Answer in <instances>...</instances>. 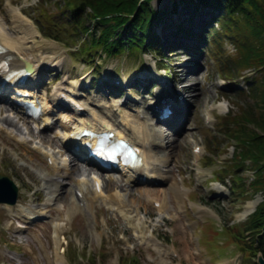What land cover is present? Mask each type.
<instances>
[{"label": "rangeland", "instance_id": "rangeland-1", "mask_svg": "<svg viewBox=\"0 0 264 264\" xmlns=\"http://www.w3.org/2000/svg\"><path fill=\"white\" fill-rule=\"evenodd\" d=\"M165 3L152 0L154 7ZM65 4V0H0V21L12 32L17 45L30 55L44 54L47 58L37 76L38 94L43 89L53 94L55 85L61 83L68 89L75 88L84 101L91 100L93 108L110 114L119 126L122 110L136 113L139 109L142 120L150 121L163 134L164 143L155 147L154 155L164 159L162 168L167 176L150 182L127 181L121 170H100L78 159L90 166L89 175L99 173L104 195L118 191L126 199L129 212L109 207L97 198L91 219L80 209L64 215L68 207L75 205L73 184L88 172L67 175L62 168L63 184L52 202L48 200L51 179H43L39 173L50 175L56 169L45 152H53L59 162L75 158L62 141L63 132L56 119L59 111L56 108L48 114L49 122L56 119L54 123L39 128L37 121L12 103L11 89H4L0 98V172L14 179L18 198L13 204L0 203V264H254L255 256L241 247L252 234L245 229L249 213L241 218L237 214L249 198H264V165L256 169L250 156L244 158L245 164L229 165L240 145L219 131L218 123L227 110L244 109L249 114L251 109L264 115V64L253 60L245 67L238 65L248 55L264 57L261 15L257 13V27L233 25L230 32L223 30L222 22H214L215 35L198 49L186 46L196 41L193 38L185 45L177 37L179 44L172 51L166 50L163 61H159L158 54L142 48L139 52L126 49L118 54H94L87 61L86 55L77 50L78 41L66 32L60 35L56 25L49 24L53 15L61 16L59 10ZM262 9L264 12V4ZM201 16L206 17L204 13ZM42 22L48 25L45 31L56 37L43 33ZM157 31L164 43L175 41L171 26H159ZM243 43H250V49H242ZM59 57L63 62L54 65ZM165 93L171 94L177 105L169 121L161 122L152 105ZM5 115L14 117L16 124L5 122ZM210 138H214L213 143ZM198 150L201 152L197 156ZM263 162L264 157L260 164ZM226 167L237 170L242 178L232 181L230 172L221 170ZM108 176L115 181L107 182ZM252 181L258 183V188L251 185ZM170 184L186 189L179 196ZM83 185L91 195L92 180ZM145 191L149 197L143 194ZM151 196L165 197L167 214L159 210ZM129 218L140 220L142 231L160 242H145L142 232L130 226ZM56 219L61 226L58 229ZM58 238L59 244L54 241Z\"/></svg>", "mask_w": 264, "mask_h": 264}, {"label": "trees", "instance_id": "trees-1", "mask_svg": "<svg viewBox=\"0 0 264 264\" xmlns=\"http://www.w3.org/2000/svg\"><path fill=\"white\" fill-rule=\"evenodd\" d=\"M65 1L67 6L65 4L59 10L61 16L53 15L49 24H55L56 29L61 32L60 35L66 32L72 39L78 41L77 50L86 55L87 61L91 60L94 54L101 55L103 52L118 54L126 49L130 51L138 49L139 52L140 48L158 54L159 61L166 60V50L172 51L179 43L177 41L164 43L162 37L158 35L159 26H171L174 29V39L180 37L182 44L186 45L185 41L193 38L196 41L186 46L188 49L189 47L198 49L210 35L211 37L215 35L214 22H222L223 30L230 32L233 25L237 28L242 24L244 28L257 27L260 24L257 13L264 21L262 9L264 0H166L162 7H154L152 0ZM202 13L206 17L202 18ZM66 16L67 19L64 18ZM87 19L92 22L87 24ZM44 24L47 23H41L43 33L56 37L55 33L45 31L44 26L48 25ZM198 27L201 29L197 30ZM259 33L255 32V35ZM242 46V49H250V43H243ZM253 60L264 64V57L248 55V58L245 57L238 63L239 68L249 65ZM223 71L230 74L227 68H223ZM250 122L253 123L252 126ZM218 124L221 126L219 131L228 134L240 145L238 146L240 148L231 155L232 161L229 165L245 164L244 158L250 156L259 170L264 165V162L260 164L264 157V132L255 129L257 126L254 124L264 131V115L261 112L257 115L251 109L249 114L244 109L240 112L227 110ZM213 140L214 138H210L211 143ZM227 168L221 170L229 171L232 181L238 182L237 179L242 178L237 170L230 171ZM218 175L223 178L222 174ZM250 183L254 188H258L256 185L258 183L254 181ZM245 229L252 234L241 247L247 249L253 256L258 250L264 254V198L246 218Z\"/></svg>", "mask_w": 264, "mask_h": 264}, {"label": "bare ground", "instance_id": "bare-ground-1", "mask_svg": "<svg viewBox=\"0 0 264 264\" xmlns=\"http://www.w3.org/2000/svg\"><path fill=\"white\" fill-rule=\"evenodd\" d=\"M16 39L13 38V34L11 31L7 30L0 21V89H6L8 88L13 82L17 79V72H11L13 69H17L20 67L25 66L26 62L29 61L30 65L32 67L28 79L24 82L25 86H30V84H33L32 87H35L34 85H37L36 81H38L37 76L39 71H42V66L45 62H47V58L43 57L44 54L39 55L38 53L34 55H30L28 52L24 51L19 45L16 43ZM63 62L62 57L58 58V61L54 63V65L60 66ZM5 79L4 82L2 80ZM29 82V83H28ZM31 82V83H30ZM3 83V84H2ZM38 87V86H37ZM36 87V88H37ZM24 87L21 89L22 91H25ZM27 89L30 93H32L33 97L35 94L39 95L41 99L42 105V113L38 118H33L35 121H37V126L39 128H46L50 124L54 123L56 119H58V124L61 127L62 130V141L68 143L72 140V136L70 135V132H74L76 130L82 129L84 126H90L95 129H106V128H113L116 131L117 136H126L133 142H135L137 145L140 146L141 152H142V163L134 164L131 167H124L122 165H119V168L122 172L126 174L127 181H146L150 182L154 180H160L163 179L164 176H167L165 173V169L162 168V164H164V159H160L159 157H156L154 155L155 147L163 144V134L161 131H158V129H154L149 122L142 120L144 117L142 116V113L139 109H137L136 113L127 112L125 110H122L121 112V118L119 122H121V125L119 126L118 123H116L114 120L111 119L110 114H107L104 111H98L96 108H93L91 106V100L87 99L84 101L78 94L75 88L68 89L66 88L62 83L60 85H55L53 91V94H47L48 89H43L41 94H38L34 88ZM6 90H4L5 92ZM0 98L3 94V91H0ZM12 92V91H11ZM165 100H170L173 103V114L176 110L177 101L172 100L171 94L165 93ZM12 103H14L15 106H18L19 108H22L17 105L16 99L19 97L14 96V94L10 95ZM48 97V100H47ZM18 101H23L22 99H18ZM89 103V105H88ZM94 103V102H93ZM163 101H158L157 104H162ZM179 104L182 103V101L178 102ZM96 104V103H95ZM159 106V105H158ZM153 109L155 110V104L152 105ZM151 107V108H152ZM59 111L58 117L56 119H53L49 122L48 120V114L56 109ZM48 112V113H47ZM11 116V115H10ZM9 115L4 116L5 122L9 124H16L12 117ZM143 117V118H142ZM150 118V117H149ZM111 119V120H110ZM7 120H11L12 122H9ZM166 121H169V117L166 118ZM162 122V121H161ZM153 125V124H152ZM64 139V140H63ZM96 138H94L93 141H95ZM79 143H82L79 141ZM65 147V143L63 144ZM67 147V146H66ZM65 147V149H67ZM86 146H83V150ZM83 150L75 149L77 151V156L75 155V158L70 160V162L61 161L59 162L56 159V156L53 152L46 151L45 156L46 158L50 159V165L55 167L56 171L50 173V175L45 173H39L40 176L43 179H51V186L52 189L50 191V195L48 197V200L52 202V200L55 198V191H57L60 186L63 184L64 179V172L61 171L62 168H65L67 170V175H73L74 172L79 171L81 174L84 172H88V175H85L83 177H79L76 179L75 183L72 186V192L74 189L75 193H73L75 205L74 207H68L66 211L64 212V215H69L70 213L74 212V209H80L82 210L88 219H91L94 215L93 211V201L97 198L103 200L109 207H116L118 210L122 212L128 211L129 204L125 201L126 199L122 198L118 193H112L107 191V193L104 195L105 192L103 190V186L100 185L99 176L97 173L92 172L94 175H89L91 170L89 169L90 166L84 165L79 162L78 159H86V161L90 160L89 157H87V154L83 152ZM199 151V152H198ZM195 155L198 156V154L201 152V150H198ZM93 163V162H92ZM69 164V165H68ZM79 166V168H77ZM167 171V170H166ZM45 175H48L45 177ZM92 180L93 189L92 194L89 195L87 190L84 188L85 183H87V180ZM107 182L115 181V179L112 176H108L106 179ZM170 187H172L174 190L177 191V194L181 196V194L186 189L185 187H181L179 185H173L170 184ZM185 188V189H184ZM149 189V188H148ZM144 190V189H142ZM140 191L141 193L144 191ZM151 193V192H150ZM146 197H149L147 195L148 192L145 191L143 193ZM152 201L155 203H158L159 210L166 209V203H165V197L157 198V197H150ZM161 199V200H160ZM164 200V201H163ZM259 201V196L256 195L252 198H249L245 202V207L241 212L237 214L238 217H244L248 213H250L256 204ZM134 205V204H132ZM59 206H61L59 204ZM135 206V205H134ZM180 209L183 208V204L179 202ZM201 209L206 210V207L199 206ZM133 208V207H132ZM131 208V209H132ZM130 209V210H131ZM134 209V208H133ZM138 209V206L135 207V210ZM124 212V213H125ZM129 212V211H128ZM166 213V212H165ZM167 214V213H166ZM126 217V216H125ZM158 219V218H157ZM140 222V220H138ZM55 226H57V229L61 226L59 225V219H56ZM128 222L131 224L133 228H137L142 232V238L145 242L149 243L153 240L156 244H158L160 241L157 240L155 236L147 235L144 231H142V225H139V222L134 221V219L129 218ZM23 225H26L23 223ZM139 227V228H138ZM57 244L60 243L59 238L54 240ZM161 251L162 249L159 248ZM163 252V251H162ZM221 264V263H219Z\"/></svg>", "mask_w": 264, "mask_h": 264}, {"label": "water", "instance_id": "water-1", "mask_svg": "<svg viewBox=\"0 0 264 264\" xmlns=\"http://www.w3.org/2000/svg\"><path fill=\"white\" fill-rule=\"evenodd\" d=\"M27 68L31 69L30 62H27ZM18 197V185L9 175L0 172V202L15 203ZM258 264H264V254L262 251L256 253Z\"/></svg>", "mask_w": 264, "mask_h": 264}]
</instances>
